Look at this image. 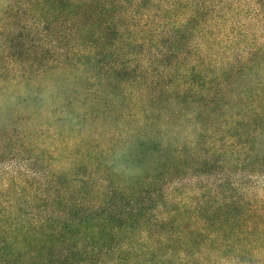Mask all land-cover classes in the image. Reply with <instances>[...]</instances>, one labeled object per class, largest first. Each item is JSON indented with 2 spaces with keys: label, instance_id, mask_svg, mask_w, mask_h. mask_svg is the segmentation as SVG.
<instances>
[{
  "label": "trees",
  "instance_id": "16d2710c",
  "mask_svg": "<svg viewBox=\"0 0 264 264\" xmlns=\"http://www.w3.org/2000/svg\"><path fill=\"white\" fill-rule=\"evenodd\" d=\"M238 3L0 0V264H264V45L226 51Z\"/></svg>",
  "mask_w": 264,
  "mask_h": 264
},
{
  "label": "rangeland",
  "instance_id": "374dc122",
  "mask_svg": "<svg viewBox=\"0 0 264 264\" xmlns=\"http://www.w3.org/2000/svg\"><path fill=\"white\" fill-rule=\"evenodd\" d=\"M241 3L235 4L234 12L236 13V18L233 19L231 22L232 24H236L237 30L233 33L231 32L227 35L231 36H239L238 30H243V32H247L248 34H251L250 38H244L235 41V44L232 43V40H227L229 37H224V46L226 47V51L228 52H234L236 50H245L248 47H251L253 45L260 46L264 45V18L263 16L259 15L258 13V5L254 2V0H240ZM263 8V7H262ZM228 29H226L227 31ZM249 36V35H248ZM252 40H256L255 42H251ZM256 78H254V81ZM60 88H62L60 86ZM62 90V89H61ZM16 93L21 94V97H27L26 93L22 90L16 91ZM50 92L48 90L44 91L41 95V99L43 100V103L41 107L37 108L34 107V104L31 102L26 106L27 109H33L37 112L40 111H51L52 107L49 105L48 97ZM17 96L18 95H11L6 94L4 98L0 99V113L1 110H12L16 109L17 107ZM3 112V111H2ZM0 119L3 118L0 116ZM1 123V122H0ZM252 182V181H251ZM256 190L255 194L259 196L260 198H264V178L260 177L255 180H253ZM251 184V183H250Z\"/></svg>",
  "mask_w": 264,
  "mask_h": 264
}]
</instances>
